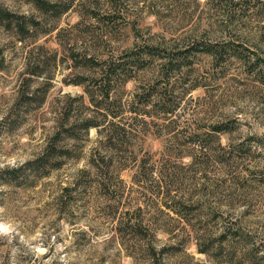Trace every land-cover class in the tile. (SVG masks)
<instances>
[{
	"label": "rangeland",
	"instance_id": "374dc122",
	"mask_svg": "<svg viewBox=\"0 0 264 264\" xmlns=\"http://www.w3.org/2000/svg\"><path fill=\"white\" fill-rule=\"evenodd\" d=\"M46 1L0 0V264H264V0Z\"/></svg>",
	"mask_w": 264,
	"mask_h": 264
},
{
	"label": "trees",
	"instance_id": "16d2710c",
	"mask_svg": "<svg viewBox=\"0 0 264 264\" xmlns=\"http://www.w3.org/2000/svg\"><path fill=\"white\" fill-rule=\"evenodd\" d=\"M29 2H31L36 9L42 11V12H47V10L49 9V7L51 6L50 3H48L46 0H28ZM58 1H66V3H72L74 0H58ZM37 24V21L35 19H32L31 17H25V16H20V15H15L13 13H10L9 11L2 9L0 7V26L3 27H7L8 29H13L16 31V33L21 34L22 32H27L29 33V30L32 29V27L34 25ZM211 50V52L213 53H219L220 51L216 48L214 49H209ZM35 62L34 58H30L27 60L26 66L28 67L31 63ZM24 82L22 80L19 81L18 83V92H17V99H22L23 97H26V99H28L29 101L33 98V93L32 92H28L26 90H24ZM105 96L108 97V91L105 92ZM91 103L94 104L95 107H99L98 104H95L96 102L93 100V96L90 95ZM25 101V98L24 100ZM95 120L94 117L89 116V118L85 119V125H84V129L87 132L91 127H96L97 124H95L93 121ZM57 144H55L54 142H49L47 143L46 147L44 148L43 152L34 160H32L31 162L28 163L27 165V170L29 172H31V174H41V172L46 171L47 169H53V167L56 166H51V160L52 157L55 153V151H57ZM61 150V153L63 154H68L69 153V149L68 148H62V147H58ZM92 163H95L94 160H92ZM95 167H98L97 164H94ZM59 166V164L57 165ZM6 171V170H5ZM6 181V180H3ZM75 190V184H68L67 186L62 188L63 192L66 193H71L72 191ZM117 233L119 235L120 238L124 237L126 233H128L129 236H131V238H133L134 234L137 233V229L138 226L135 224H119L117 227ZM201 234H195L196 238H200ZM202 253H207L208 250L206 249H201L199 250ZM147 252V259L148 260H153L155 259V257L157 255H159L160 257H162V252L157 251L154 247L150 246V248H148L146 250Z\"/></svg>",
	"mask_w": 264,
	"mask_h": 264
}]
</instances>
